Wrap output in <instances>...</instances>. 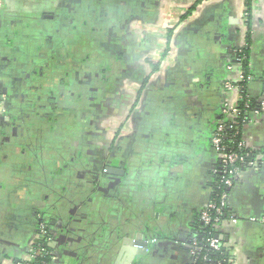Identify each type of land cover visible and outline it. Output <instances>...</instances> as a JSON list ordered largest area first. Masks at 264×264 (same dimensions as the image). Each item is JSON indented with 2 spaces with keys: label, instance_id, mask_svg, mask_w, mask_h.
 I'll return each mask as SVG.
<instances>
[{
  "label": "crops",
  "instance_id": "0c3cea01",
  "mask_svg": "<svg viewBox=\"0 0 264 264\" xmlns=\"http://www.w3.org/2000/svg\"><path fill=\"white\" fill-rule=\"evenodd\" d=\"M0 264H189L214 193L215 127L248 0H1ZM249 98H264V0H250ZM237 55V54H236ZM264 150V115L243 129ZM228 196L233 264H264V155ZM112 175L105 177L104 169ZM157 238L133 257L125 242ZM35 257L34 259H36Z\"/></svg>",
  "mask_w": 264,
  "mask_h": 264
},
{
  "label": "built area",
  "instance_id": "2783aa9c",
  "mask_svg": "<svg viewBox=\"0 0 264 264\" xmlns=\"http://www.w3.org/2000/svg\"><path fill=\"white\" fill-rule=\"evenodd\" d=\"M3 8V3L0 0V10ZM242 24L244 26V29H246V9L243 14ZM247 32V29H246ZM245 47V46H244ZM242 49V48H241ZM238 50V54L240 53V50ZM241 58L239 59V63L235 67H230V72H236V75L234 78H229L226 84L227 91H237L238 92V100L236 104L232 103H226L223 107L222 111V120L221 122L215 127V130L212 135L211 144L217 155L220 157V169L218 170V167L213 169V176H217L218 174L222 176L224 187L228 190H232L235 186V183L238 182L240 173L243 171L241 164L246 166V160L243 157L238 156L234 153H228L227 152V146L224 143V137H225V131L227 124H232L235 122L240 115H245V121L249 119L250 116L254 115H264V98L259 103V107L257 109L252 110L250 113L243 114V111L239 109V103L242 101L243 96V87L245 86V83H249L251 81V77L245 76L240 63ZM6 112L5 105L3 104L1 97H0V116H3ZM246 143H241L240 146L244 147ZM255 168L256 165L249 164L247 169ZM216 193V192H215ZM228 195L222 194L219 195V198L217 200H211L208 207L201 213L200 216V222L205 226H212L216 229L217 232H219L220 226H226V224H231L232 226H235L237 223V220L234 218V216H231L227 220H222L221 218L225 215L224 211L228 209ZM42 231H44V228H42ZM219 234V233H218ZM200 242L198 239H193L192 243L189 246V255L191 258V263H196V260L198 256L202 253L204 248L207 250H214V251H221L222 248H225V244L223 241L219 238L209 236L208 239ZM43 251H37V253H33L30 257V259L20 262L17 264H34L35 263V257L41 256ZM205 263H211V260H208L207 257H204Z\"/></svg>",
  "mask_w": 264,
  "mask_h": 264
},
{
  "label": "trees",
  "instance_id": "16d2710c",
  "mask_svg": "<svg viewBox=\"0 0 264 264\" xmlns=\"http://www.w3.org/2000/svg\"><path fill=\"white\" fill-rule=\"evenodd\" d=\"M203 1L207 0H199L198 2L202 3ZM250 0L247 1V8H246V28H247V37H246V45L240 50L239 56L241 58L240 66L247 77H251L250 71H249V51H250ZM250 83V82H249ZM249 83H245L243 87L242 96L243 99L239 103V109L243 111V114L250 113L252 110L257 109L259 107V102H256L255 100H251L248 95L247 86ZM247 115V114H245ZM240 115V117L233 122L232 124H227L226 131H225V137H224V143L227 146V152L228 153H234L237 154L240 157L245 158L247 165L244 166L241 164V167L243 170L247 169L249 164L259 165V167L262 166V164L257 160L260 154L264 155V150L261 149H251L245 145L244 147L240 146L241 143H245L243 139V129L244 126L248 123L250 120V117L248 120L245 121L246 116ZM221 122V121H220ZM218 170L220 169V166H218ZM214 193L212 200H217L219 198V195L230 194L231 190H228L224 187L223 179L221 175H217L214 177ZM216 192V193H215ZM224 216L221 218L222 220H227L231 216H233L229 210V208L224 211ZM200 216L197 219V223L194 226L191 234L189 235L188 239V245L192 243L193 239H198V241L202 242L209 238V236L216 237L218 232L216 229L212 226H205L200 222ZM49 238L47 236H42L41 234H38L36 236V239L33 240V246L35 249L43 251L41 256H38L35 259L34 264H52L53 263V249L50 247V243L48 242ZM224 243V242H223ZM204 257H207L208 260H211V263H205ZM24 262V261H23ZM189 264H233L230 254L227 250V248H222L221 251H214V250H204L202 253L198 256L196 263H189Z\"/></svg>",
  "mask_w": 264,
  "mask_h": 264
},
{
  "label": "water",
  "instance_id": "95a60500",
  "mask_svg": "<svg viewBox=\"0 0 264 264\" xmlns=\"http://www.w3.org/2000/svg\"><path fill=\"white\" fill-rule=\"evenodd\" d=\"M232 53H233V57H235L234 64H238L239 63V59H240L238 51L236 52L237 55L234 53V51ZM256 168H261V167H259V165H256ZM107 174L112 175L113 172L111 170H109ZM234 218L236 219L237 216H234ZM217 238L221 239L223 242H228L229 241V237H227V236L224 237L221 234L217 235ZM157 241H158V239L155 238V239H152V240H149V241H146V242H138V241L133 242L131 240L129 242L126 241L125 243L126 244L128 243L130 246L133 247V250H132L133 257L137 258V257H139L141 255H144L145 251H147L148 246L154 245Z\"/></svg>",
  "mask_w": 264,
  "mask_h": 264
},
{
  "label": "flooded vegetation",
  "instance_id": "af4514ba",
  "mask_svg": "<svg viewBox=\"0 0 264 264\" xmlns=\"http://www.w3.org/2000/svg\"><path fill=\"white\" fill-rule=\"evenodd\" d=\"M1 100H3L2 97H1ZM7 112L8 111L6 109V114H7ZM109 170H110V168L104 169V174L106 175L105 177H108L109 174H107V173ZM37 216H38V223H39L38 229H37V235L41 234L42 236H47L49 239H51L52 234H51V231H50V228H49L47 222L45 221L43 214L39 213ZM42 228H44V231H42Z\"/></svg>",
  "mask_w": 264,
  "mask_h": 264
},
{
  "label": "rangeland",
  "instance_id": "374dc122",
  "mask_svg": "<svg viewBox=\"0 0 264 264\" xmlns=\"http://www.w3.org/2000/svg\"><path fill=\"white\" fill-rule=\"evenodd\" d=\"M237 185V182L235 183V186ZM235 186L233 187V189L235 188Z\"/></svg>",
  "mask_w": 264,
  "mask_h": 264
}]
</instances>
